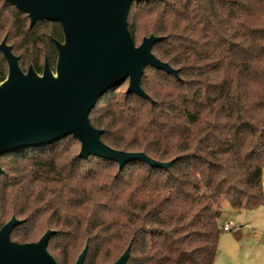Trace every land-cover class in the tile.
<instances>
[{
	"label": "trees",
	"instance_id": "obj_1",
	"mask_svg": "<svg viewBox=\"0 0 264 264\" xmlns=\"http://www.w3.org/2000/svg\"><path fill=\"white\" fill-rule=\"evenodd\" d=\"M127 28L135 45L161 38L152 53L178 78L146 68L148 99L107 91L90 115L101 141L139 152L167 169L135 161L78 157L71 137L0 157V227L22 221L11 241H37L57 264H111L129 247L127 264H214L225 207L264 205V0H149L133 4ZM19 67L53 70L59 25L29 20L0 0V42ZM24 66H27L24 69ZM7 66L0 54V81ZM42 233L40 234V232Z\"/></svg>",
	"mask_w": 264,
	"mask_h": 264
},
{
	"label": "water",
	"instance_id": "obj_2",
	"mask_svg": "<svg viewBox=\"0 0 264 264\" xmlns=\"http://www.w3.org/2000/svg\"><path fill=\"white\" fill-rule=\"evenodd\" d=\"M4 1L25 14L29 28L38 22L57 23L62 41L51 39L57 54L54 69L44 59L38 74L32 65L22 71L6 37L1 40L7 75L0 81V157L71 137L80 144L81 159H107L119 169L135 161L167 169L172 161L158 162L143 153L108 147L100 139L102 131L90 121L98 100L126 80L127 93L148 99L140 86L148 67L178 78L177 70L152 53L161 38L150 35L135 45L128 31L130 7L149 0ZM21 222L12 216L0 228V264H57L47 250L56 231L46 230L35 242L17 244L10 235ZM129 250L111 264H127ZM86 253L87 246L74 264H83Z\"/></svg>",
	"mask_w": 264,
	"mask_h": 264
},
{
	"label": "rangeland",
	"instance_id": "obj_3",
	"mask_svg": "<svg viewBox=\"0 0 264 264\" xmlns=\"http://www.w3.org/2000/svg\"><path fill=\"white\" fill-rule=\"evenodd\" d=\"M261 180L264 191V167ZM219 224L229 231L220 235L214 264H264V205L252 211L225 207Z\"/></svg>",
	"mask_w": 264,
	"mask_h": 264
},
{
	"label": "built area",
	"instance_id": "obj_4",
	"mask_svg": "<svg viewBox=\"0 0 264 264\" xmlns=\"http://www.w3.org/2000/svg\"><path fill=\"white\" fill-rule=\"evenodd\" d=\"M223 230L226 232V231H229V227H228V225H224L223 226Z\"/></svg>",
	"mask_w": 264,
	"mask_h": 264
},
{
	"label": "flooded vegetation",
	"instance_id": "obj_5",
	"mask_svg": "<svg viewBox=\"0 0 264 264\" xmlns=\"http://www.w3.org/2000/svg\"><path fill=\"white\" fill-rule=\"evenodd\" d=\"M3 225H4V224H3ZM3 225H2V226H3ZM2 226H1V227H2ZM1 227H0V228H1ZM11 233H12V232H11ZM10 236H11V235H10ZM10 240H11V238H10ZM12 242H13V241H12Z\"/></svg>",
	"mask_w": 264,
	"mask_h": 264
},
{
	"label": "crops",
	"instance_id": "obj_6",
	"mask_svg": "<svg viewBox=\"0 0 264 264\" xmlns=\"http://www.w3.org/2000/svg\"><path fill=\"white\" fill-rule=\"evenodd\" d=\"M225 225H227V224H225Z\"/></svg>",
	"mask_w": 264,
	"mask_h": 264
}]
</instances>
